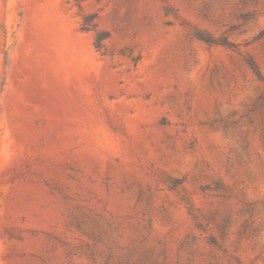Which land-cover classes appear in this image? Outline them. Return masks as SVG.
Wrapping results in <instances>:
<instances>
[{
    "label": "rangeland",
    "instance_id": "obj_1",
    "mask_svg": "<svg viewBox=\"0 0 264 264\" xmlns=\"http://www.w3.org/2000/svg\"><path fill=\"white\" fill-rule=\"evenodd\" d=\"M80 5L0 0V264H264V0Z\"/></svg>",
    "mask_w": 264,
    "mask_h": 264
},
{
    "label": "trees",
    "instance_id": "obj_2",
    "mask_svg": "<svg viewBox=\"0 0 264 264\" xmlns=\"http://www.w3.org/2000/svg\"><path fill=\"white\" fill-rule=\"evenodd\" d=\"M76 3H78L79 8L81 9V3L87 0H73ZM82 13V11H81ZM82 17V31L83 32H95L96 33V39H95V48L97 49L98 52L103 53V55H106L107 50L105 47V41L107 39H109L110 34L106 31H102L99 32L98 31V23H97V19H98V15L97 14H81ZM193 36L196 37L197 39L205 42L207 45L209 46H226V47H230L233 46V44L231 42H229L227 39L225 38H214L210 35L206 36L204 34H202L199 31H195L193 32ZM4 67L7 68L10 62V53L7 49L4 50ZM141 57H137V58H132V62L135 64V66L138 65V63L140 62ZM247 64L249 65V67L252 69V71L254 72V74L258 77L261 78V72L260 69L257 65V63L252 59V58H248L247 60ZM5 74H7L5 72ZM5 80L2 83V87L0 88V100H1V94L3 92L4 86H5ZM1 113H2V108H1V102H0V117H1Z\"/></svg>",
    "mask_w": 264,
    "mask_h": 264
}]
</instances>
